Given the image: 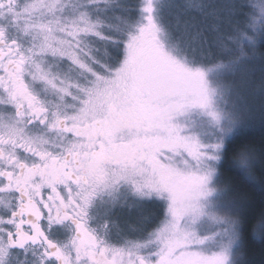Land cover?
Here are the masks:
<instances>
[{
  "label": "snow or ice",
  "instance_id": "obj_1",
  "mask_svg": "<svg viewBox=\"0 0 264 264\" xmlns=\"http://www.w3.org/2000/svg\"><path fill=\"white\" fill-rule=\"evenodd\" d=\"M264 0H0V264H264Z\"/></svg>",
  "mask_w": 264,
  "mask_h": 264
},
{
  "label": "trees",
  "instance_id": "obj_2",
  "mask_svg": "<svg viewBox=\"0 0 264 264\" xmlns=\"http://www.w3.org/2000/svg\"><path fill=\"white\" fill-rule=\"evenodd\" d=\"M252 133L253 139H255L257 143H259L261 137L264 136V129L261 128V125L258 121L252 129ZM261 208H264V201L261 200V197L258 193H253L250 200V212L253 217L251 220L252 224L256 222L255 218L259 215ZM252 256L259 264V262L261 261V256L258 249H253Z\"/></svg>",
  "mask_w": 264,
  "mask_h": 264
}]
</instances>
